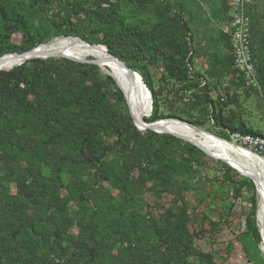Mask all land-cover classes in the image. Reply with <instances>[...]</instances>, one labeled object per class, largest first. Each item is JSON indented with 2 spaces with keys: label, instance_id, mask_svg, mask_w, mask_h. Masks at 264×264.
<instances>
[{
  "label": "trees",
  "instance_id": "16d2710c",
  "mask_svg": "<svg viewBox=\"0 0 264 264\" xmlns=\"http://www.w3.org/2000/svg\"><path fill=\"white\" fill-rule=\"evenodd\" d=\"M129 1L142 10L152 3V0ZM120 3L126 2L95 0L90 6L79 5V11L70 15L59 5L52 10L53 17H57L56 21L52 20V26L57 24L58 30L53 29L36 41L33 40V33L27 32V38L31 39L28 44L18 49L0 46V55L29 50L57 35L78 36L90 43L98 42L142 76L152 97V111L145 120L149 122L167 118L168 115L159 110L158 93L146 69L147 64L143 65L141 61L147 59L149 63L156 64L160 59L163 71L169 78L183 83L182 86L190 82L185 67L189 63V43L183 38V33L187 32L186 24L169 13L158 11L150 26L143 28L134 24V19L125 16ZM48 4L47 0H32L28 6L32 9L25 10L21 15L31 17V12L44 13ZM0 16L4 23L9 24V15L2 5ZM74 16L76 18L72 19ZM252 22L251 17L253 28ZM7 28L10 32L13 25H7ZM158 40H161L160 45L157 44ZM161 47L163 50H160ZM164 48L171 49V52L165 54ZM258 71L260 79L264 81L263 67ZM202 99L213 103L207 91ZM213 119L228 134L240 132L264 135L244 124L229 126L224 123L220 113L214 115ZM104 134L112 135L114 139L111 141ZM142 136L146 139L139 149L137 138ZM175 143L186 148L185 155H181L179 161L171 155ZM114 153H119L116 168L106 164L95 172L101 171L105 177L113 176L115 186L122 193L114 197L107 189L98 192L94 186H88L83 193L80 192V196L84 198L86 194L87 198L96 194L103 197L105 205L100 214L112 232L126 239L133 235L137 246L146 249L147 254H134L122 264H215L211 252L201 251L193 245L194 232L190 229L192 216L183 196L179 199L180 204L170 207L165 217L153 219L147 224L142 222L140 231L135 230L133 207L128 206L137 184L142 185L148 180L162 186L164 191L174 189L181 194L179 182L175 179L177 173L194 168L193 165L198 167L201 160L208 156L190 142L169 133L146 130L142 134V130L134 125L125 97L115 80L96 64L66 57L32 58L11 69L0 70V162L17 169L16 177L13 178L16 195L7 196L11 198L12 206L0 207V235L5 231L2 224H8L6 228L9 229L5 237L0 236V242H7L9 264L20 263L24 255L27 257L24 262L32 261L28 254L37 255V239L48 237L50 233L57 234L54 222L58 220L56 216L50 215L46 209H39L35 215L32 213L33 206H40L43 189L50 186L55 188L66 171L75 173L71 168L97 165L107 155ZM20 160L25 162V167H20ZM134 169L137 170V181L133 180ZM231 169L226 166V174L222 179L223 183L232 185L236 194L240 193L239 186H253L251 180L248 184L249 181L242 182L232 176ZM10 172L12 176L13 170ZM221 187L219 184L218 188ZM255 209L256 200L252 197L251 210L245 222L248 232L258 241L260 236ZM62 212L57 216L66 219ZM81 212H78L79 219L83 216ZM85 231L87 237L91 238V230L87 228ZM32 236H36V239L32 240ZM78 245L80 250H84L82 253L90 255V259L98 256L94 262L83 264H101V253L92 250L96 248L95 244L81 242ZM150 250L153 253L148 256ZM106 251L104 247L102 252ZM77 259L72 257L69 264H78ZM118 259L119 256L111 260V264H120ZM32 263L38 264L36 261Z\"/></svg>",
  "mask_w": 264,
  "mask_h": 264
},
{
  "label": "rangeland",
  "instance_id": "374dc122",
  "mask_svg": "<svg viewBox=\"0 0 264 264\" xmlns=\"http://www.w3.org/2000/svg\"><path fill=\"white\" fill-rule=\"evenodd\" d=\"M47 1L49 4L45 7L44 13L31 12L32 16L28 17V15L21 14H24L25 10L32 9L28 8L32 0H0V5L9 15V24L4 23L0 16V46L18 49L20 46L28 44L31 39L27 38V32L33 33L34 41L39 40L51 33L53 29H59L57 24L55 27L52 26V20L56 21L57 19V17H53V9L59 5L63 6L70 15L74 11H79L77 9L79 5L90 6L95 0ZM125 2L120 3L125 16L134 19L133 23L143 28L150 26L151 20L158 14V11L169 13L170 16L179 18L186 24L187 32L183 33V38L189 43L187 53L189 63H186L185 67L190 82H186L185 86H182L183 83L169 78L163 71V63L160 59L156 64L149 63L147 59L141 61V64H147L146 69L158 93L159 110L164 115H168L167 118L185 121L198 129L240 146L243 145L233 140V134L236 132L228 134L224 127L213 119L214 115L220 113L224 123L229 126L236 127L239 124H244L253 131L264 133V81L260 79L258 71L262 66L264 73V0H250L245 8L248 15L253 18L252 28L250 17V46L257 72L255 85L247 83L240 70L234 66L233 61L231 62L233 58L229 37L223 30L229 22V11L232 8L229 4L230 0H152V3H148L143 10L134 7L129 0H125ZM71 18L74 19L76 16ZM7 25H13L10 32H8ZM179 25L181 24L179 23ZM59 36L57 35V37ZM52 38L50 39L52 40ZM50 39L46 42L51 41ZM160 41H157L158 45L161 44ZM160 50H163L162 47ZM11 52L17 51L6 53ZM164 52L168 54L171 49L164 48ZM87 59H93V57L88 56ZM85 62L96 64L90 61ZM100 69L111 76L101 67ZM205 91L213 100L212 104L202 99ZM151 111L152 109L145 116L146 118L150 116ZM144 132L146 130H143L142 134ZM104 136L111 141L114 139L112 135L104 134ZM144 139H146L145 136L137 138L139 149L142 147ZM183 141L187 140L183 139ZM184 151L186 148L183 145L175 143V147L171 149V155L179 161L180 156L185 155ZM256 154L264 157L263 153ZM117 156L119 153L107 155L97 165L73 167L70 170L74 169L75 173L66 171L55 184V188L50 186L48 189H43L44 192L39 199L40 206H33L34 212L32 211V213L35 215L39 209H46L50 215L56 216L58 219L54 220L55 230L58 231L57 234L50 233L48 237L37 239V255L28 252L29 258L33 260L28 259L29 261L24 262L27 258L24 255L21 261L17 259L20 261L18 264H27L28 262V264H33V261L38 264H69L72 257L78 258V264L94 262L98 256L90 259V255L82 253L84 250H80L78 245L81 242L96 245V248L92 250H96L94 252L97 254L101 253V264H111V260L113 261L117 256H119L118 262L122 264L126 258L132 257L134 254L140 252L147 254L146 249H142L134 242L133 235L126 239L112 232L111 227L100 214L105 205L103 197L96 194L87 198L86 194H84V198L80 196V192L83 193L88 186H94L98 192L107 189L114 197L122 193L115 186L116 180L112 178L113 176L106 174L108 177H105L101 171L95 172L96 169L104 168L106 164L116 168ZM102 162L105 163L102 164ZM201 162L198 167L193 165L192 170L184 169L177 173L175 179L179 182L181 194H178L174 189L164 191L162 186L152 180H148L142 185L137 184L138 187L132 193V201L128 203V206L133 207L132 216L134 217L133 222L136 224L135 230L140 231L142 222L147 224L151 223L153 219L165 217L170 207L180 204L179 199L183 196L188 206V212L192 216L190 229L194 232L193 245L195 248L211 252L215 264H264V252L260 248L261 238L256 241L248 232L245 222L246 216L251 210V198L254 197L256 200L254 184L251 187L239 186L240 193L236 194L231 184L228 185L224 182L226 184L224 185L223 183L222 178L226 174V166H230L228 163L210 156L204 157ZM20 163V167H25L23 160H20ZM231 168L230 172L235 178L242 182L251 180L241 175L233 167ZM11 170H13L12 176ZM16 170L8 163L0 162L1 208L2 206H12L11 198L7 196L16 195L17 191L13 181V178L16 177ZM132 174L135 177L133 180L137 181V170L134 169ZM219 184L222 185L221 188H218ZM61 210L66 219H60L57 216ZM255 210L257 211V204ZM80 211H83L81 219L78 214ZM43 218L46 217L43 216ZM6 225L8 224H4V228L2 224V229L5 231L1 233V237H5L6 232L9 231ZM87 228L92 232L91 238L87 237L88 234L86 235ZM31 239L35 240L36 236H32ZM102 239V243L99 244ZM6 243L0 242V264H9L10 250ZM2 246L4 247L2 248ZM104 247L107 248L106 252H102ZM144 247L146 246L144 245ZM24 250L27 251V249ZM152 253L150 250L148 256H151Z\"/></svg>",
  "mask_w": 264,
  "mask_h": 264
},
{
  "label": "bare ground",
  "instance_id": "6f19581e",
  "mask_svg": "<svg viewBox=\"0 0 264 264\" xmlns=\"http://www.w3.org/2000/svg\"><path fill=\"white\" fill-rule=\"evenodd\" d=\"M32 48L35 49L21 55L18 53L19 55H6L0 58V69L10 68L29 56H45L48 54H65L96 63L104 71L111 74L113 78L117 79L120 85L127 82L126 84L131 86L132 90L128 94L130 113L138 127L143 126V117L148 115L151 110L149 98L145 95L143 89H140L138 81L129 78L122 64L107 54L108 52L103 45H91L75 37L62 36ZM88 56L93 57V59H87ZM156 125L159 129L171 131L184 137L183 139L187 141H193L207 152L223 159L241 175L252 180L257 204L255 218L261 238L260 248L264 252V157L232 141L182 123L177 119L169 118L156 123Z\"/></svg>",
  "mask_w": 264,
  "mask_h": 264
},
{
  "label": "built area",
  "instance_id": "2783aa9c",
  "mask_svg": "<svg viewBox=\"0 0 264 264\" xmlns=\"http://www.w3.org/2000/svg\"><path fill=\"white\" fill-rule=\"evenodd\" d=\"M250 0H230L229 22L223 30L229 37L234 66L240 70L247 83H257L255 59L250 46V16L246 4ZM233 140L256 153L264 154V135L240 133L233 134Z\"/></svg>",
  "mask_w": 264,
  "mask_h": 264
},
{
  "label": "water",
  "instance_id": "95a60500",
  "mask_svg": "<svg viewBox=\"0 0 264 264\" xmlns=\"http://www.w3.org/2000/svg\"><path fill=\"white\" fill-rule=\"evenodd\" d=\"M62 36H64V35H60L59 37H62ZM56 37H57V36H56ZM65 37H70V36H65ZM77 38H79V37H77ZM52 39H53V38H52ZM79 39L82 40L81 38H79ZM50 40H51V39H50ZM82 41H84V40H82ZM84 42H86V41H84ZM86 43L91 44V45H97V46H99V44H92V43H89V42H86ZM100 45H103V44H100ZM103 46H104V45H103ZM104 48H105V50L108 52L107 47L104 46ZM33 49H35V48H31V49H29V50H25V51H23L22 53H21V52L5 53V54L1 55L0 58L4 57V56H6V55H13V54H17V55H19L18 53H20V55H21V54H23V53L30 52V51H32ZM107 54H108L109 56H111L112 58H114L115 60H117L119 63L122 64V66L124 67V69H125V71H126V73L128 74V76H129L130 79L135 80V81H138V83L140 84V87H141L140 89H143L145 95H147V97L149 98V101H150V109H152V97H151V92H150L148 86L146 85V83L144 82V80H143L142 76L140 75V73L137 72L136 70H134L133 68L129 67L124 61L120 60L118 57L114 56L113 54H111V53H109V52H108ZM48 57H66V58H69V59H72V60H75V61H79V62H85V61H86V60H84V59L76 58V57H70V56H67V55H65V54H60V55H59V54H57V55L48 54V55H45V56H29V57H27L25 60H29V59H32V58H42V59H45V58H48ZM25 60L21 61L20 63H18V64H16V65H20V64L23 63ZM16 65H14V66H16ZM14 66H12V67H14ZM12 67L7 68V69H0V70H8V69H11ZM113 79L115 80L117 86L120 88V90L122 91V93H123V95H124V97H125V100H126V103H127V107H128L129 114H130V116H131V118H132V121H133L134 125L137 127V129L142 130V131H143V130H152V131H155V132H158V133H169V134H171V135H174L175 137H178V138H181V139L184 138V137H182V136H180V135H178V134H176V133H173V132H171V131H167V130H163V129H159V128H158V126L156 125V123H158V122H160V121H164V120L169 119V118H163V119H159V120H154V121H152V122H146L145 119H144V121L142 122V123H143V126L138 127V125H137V124L134 122V120H133V116H132V114L130 113V108H129V97H128V94H130V92H131V90H132V89H131V86H129V84H126L127 82H126L124 85H120L117 79H115V78H113ZM170 119H172V118H170ZM173 119H174V118H173ZM177 120H178V119H177ZM178 121H180V122H182V123L189 124V123H187V122H185V121H182V120H178ZM189 125H190V124H189ZM189 142H190L191 144L195 145L196 147H198L200 150H202L206 155H208V156H210V157H212V158L220 159V160L223 161V159H221V158H219V157H217V156L212 155L211 153L207 152L204 148H202V147L199 146L198 144L194 143L193 141H190V140H189Z\"/></svg>",
  "mask_w": 264,
  "mask_h": 264
}]
</instances>
